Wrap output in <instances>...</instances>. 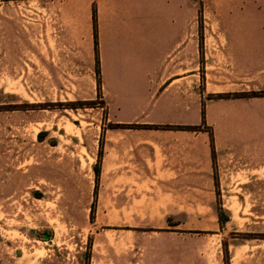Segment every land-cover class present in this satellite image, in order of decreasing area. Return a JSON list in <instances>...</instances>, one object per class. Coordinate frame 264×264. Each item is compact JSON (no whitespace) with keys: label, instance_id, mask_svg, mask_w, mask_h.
Wrapping results in <instances>:
<instances>
[{"label":"crops","instance_id":"0c3cea01","mask_svg":"<svg viewBox=\"0 0 264 264\" xmlns=\"http://www.w3.org/2000/svg\"><path fill=\"white\" fill-rule=\"evenodd\" d=\"M42 1L45 75L101 87L111 171L150 172L171 201L174 189H187L188 204L209 205L223 230L239 219L264 221V191L246 202L247 215L241 192L223 193L264 189V95L251 94L264 91V0ZM196 189L209 195L197 199ZM249 236L206 245L214 254L203 264H264V235Z\"/></svg>","mask_w":264,"mask_h":264},{"label":"rangeland","instance_id":"374dc122","mask_svg":"<svg viewBox=\"0 0 264 264\" xmlns=\"http://www.w3.org/2000/svg\"><path fill=\"white\" fill-rule=\"evenodd\" d=\"M42 2L0 0V264H203L214 254L206 245L264 235L262 219L220 229L209 205L188 204L184 188L171 201L150 172L111 171L101 89L45 75ZM259 191L223 193L241 192L247 215Z\"/></svg>","mask_w":264,"mask_h":264},{"label":"trees","instance_id":"16d2710c","mask_svg":"<svg viewBox=\"0 0 264 264\" xmlns=\"http://www.w3.org/2000/svg\"><path fill=\"white\" fill-rule=\"evenodd\" d=\"M94 26H95V50H96V59H97V75L100 81V67H99V49H98V35H97V17L96 10L94 9ZM101 89V87H99ZM253 95H264V91H254L251 92ZM236 95H246L245 93H237ZM171 126V125H168ZM194 128H198V125L193 126ZM94 170L96 174V180H99V176L101 173V152L99 154V161L94 165ZM227 220V216H224L222 213L220 215V222H225Z\"/></svg>","mask_w":264,"mask_h":264}]
</instances>
